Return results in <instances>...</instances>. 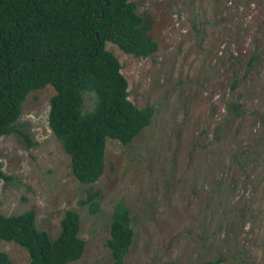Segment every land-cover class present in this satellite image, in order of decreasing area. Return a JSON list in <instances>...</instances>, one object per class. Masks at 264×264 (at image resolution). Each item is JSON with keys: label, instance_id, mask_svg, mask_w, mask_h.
<instances>
[{"label": "rangeland", "instance_id": "1", "mask_svg": "<svg viewBox=\"0 0 264 264\" xmlns=\"http://www.w3.org/2000/svg\"><path fill=\"white\" fill-rule=\"evenodd\" d=\"M150 16L158 50L135 56L108 42L129 99L154 110L133 141L107 137L99 180L82 184L49 126L51 85L31 92L16 130L0 136V212L36 211L55 238L66 210L81 217V258L113 264L115 204L135 235L122 264H264V0H131ZM86 110L96 102L84 93ZM30 137L29 143L20 133ZM102 193L90 213L78 200ZM13 264L29 254L0 238Z\"/></svg>", "mask_w": 264, "mask_h": 264}, {"label": "trees", "instance_id": "2", "mask_svg": "<svg viewBox=\"0 0 264 264\" xmlns=\"http://www.w3.org/2000/svg\"><path fill=\"white\" fill-rule=\"evenodd\" d=\"M152 23L131 0H0V136L16 130L27 96L51 85L49 126L70 155L74 176L95 184L105 168L107 137L128 144L154 115L152 107L140 108L129 99L122 65L106 44L135 56L152 55L158 50ZM85 92L96 96L89 110ZM0 178L12 176L0 166ZM101 200L102 193L90 189L78 205L96 213ZM80 224L79 212L66 210L52 238L38 228L34 209L0 212V238L27 249L25 264H68L85 250ZM134 235L130 210L118 201L108 239L113 264L124 262ZM0 264H13L5 251H0Z\"/></svg>", "mask_w": 264, "mask_h": 264}]
</instances>
